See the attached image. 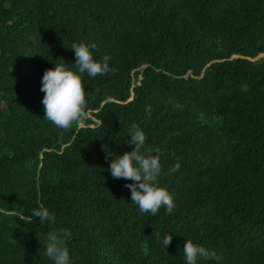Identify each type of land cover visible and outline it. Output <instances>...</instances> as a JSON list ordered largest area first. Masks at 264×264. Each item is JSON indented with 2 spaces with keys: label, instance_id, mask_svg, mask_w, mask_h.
Instances as JSON below:
<instances>
[{
  "label": "trees",
  "instance_id": "trees-1",
  "mask_svg": "<svg viewBox=\"0 0 264 264\" xmlns=\"http://www.w3.org/2000/svg\"><path fill=\"white\" fill-rule=\"evenodd\" d=\"M80 42L115 74H80ZM261 53L264 0H0V264H55L58 228L71 264H187V240L220 257L197 264H264ZM62 63L87 101L68 130L42 103L43 74ZM133 124L142 153H163L171 214L141 213L134 181L111 176ZM41 207L54 224L32 216Z\"/></svg>",
  "mask_w": 264,
  "mask_h": 264
},
{
  "label": "clouds",
  "instance_id": "clouds-1",
  "mask_svg": "<svg viewBox=\"0 0 264 264\" xmlns=\"http://www.w3.org/2000/svg\"><path fill=\"white\" fill-rule=\"evenodd\" d=\"M95 43L86 44L73 43L71 49L76 57V67L80 74L87 73L90 77L115 74V69L109 67V55H104L101 61L94 60L93 49ZM41 91L44 93L42 103L44 105V116L55 126L68 130L73 123H80L87 115V101L85 88L81 75L68 70L65 64L56 65L46 70L42 77ZM146 112L150 115L151 109ZM130 144L135 148L131 152H125L122 156H116L110 163L109 171L112 178H123L134 181L126 187L131 191V202L138 205L141 213L156 215L164 207L171 214L175 210L172 194L165 188L159 187L157 177L161 172L160 156L163 154L159 148L150 150L155 155L142 153L141 148L145 143V133L135 124L129 129ZM107 158V157H106ZM180 163L177 161L169 173L179 171ZM33 217H39V221L55 223V217L45 207H41L32 213ZM72 238V232L66 228H58L49 231L46 237V255L55 264H71L68 241ZM172 235L163 237V245L171 243ZM184 256L187 264H197L198 258L219 259L215 251H209L199 244L187 240L183 245Z\"/></svg>",
  "mask_w": 264,
  "mask_h": 264
},
{
  "label": "rangeland",
  "instance_id": "rangeland-1",
  "mask_svg": "<svg viewBox=\"0 0 264 264\" xmlns=\"http://www.w3.org/2000/svg\"><path fill=\"white\" fill-rule=\"evenodd\" d=\"M260 56V55H259ZM261 56H264V53H262V55ZM138 82H137V80H133V84H132V86H134L135 84H137Z\"/></svg>",
  "mask_w": 264,
  "mask_h": 264
},
{
  "label": "water",
  "instance_id": "water-1",
  "mask_svg": "<svg viewBox=\"0 0 264 264\" xmlns=\"http://www.w3.org/2000/svg\"><path fill=\"white\" fill-rule=\"evenodd\" d=\"M260 56L262 55V53L261 54H259Z\"/></svg>",
  "mask_w": 264,
  "mask_h": 264
}]
</instances>
